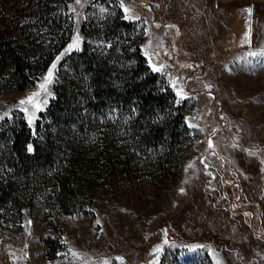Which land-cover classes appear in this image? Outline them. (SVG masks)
<instances>
[{
	"label": "rangeland",
	"instance_id": "rangeland-1",
	"mask_svg": "<svg viewBox=\"0 0 264 264\" xmlns=\"http://www.w3.org/2000/svg\"><path fill=\"white\" fill-rule=\"evenodd\" d=\"M123 7L74 0L73 34L51 64L47 92L40 85L51 67L25 91L0 92V176L16 177L4 164L7 130L25 121L35 134L66 58L87 39L102 52L117 38L137 44L171 87L189 129L183 165L161 182L137 168V176L80 197L71 214L55 204L51 183L30 178L0 205V264H120L118 257L123 264H264V56L250 55L264 51V0H123ZM120 22L131 27L119 30ZM77 35L79 50L69 51ZM35 93L40 110L20 103Z\"/></svg>",
	"mask_w": 264,
	"mask_h": 264
},
{
	"label": "trees",
	"instance_id": "trees-1",
	"mask_svg": "<svg viewBox=\"0 0 264 264\" xmlns=\"http://www.w3.org/2000/svg\"><path fill=\"white\" fill-rule=\"evenodd\" d=\"M73 1L0 0V92L35 85L68 46ZM130 27L120 22L119 30ZM82 30L88 36L86 25ZM113 40L102 52L87 39L82 51L66 58L35 134L25 121L7 130L11 146L4 164L16 177L0 176V205L38 178L53 185L55 204L71 214L80 197L137 176V168L159 182L181 169L189 134L184 108L137 44Z\"/></svg>",
	"mask_w": 264,
	"mask_h": 264
},
{
	"label": "snow or ice",
	"instance_id": "snow-or-ice-1",
	"mask_svg": "<svg viewBox=\"0 0 264 264\" xmlns=\"http://www.w3.org/2000/svg\"><path fill=\"white\" fill-rule=\"evenodd\" d=\"M76 3H80V0H76ZM121 7H123V0H121ZM123 11L124 13L126 14V18L127 19H132L131 16L127 15L130 11L129 8L127 7H123ZM244 11H246L248 13V16L251 17L252 15V9L251 8H247L245 9ZM250 31L251 29L249 28V33L246 34L245 36V40H247L249 43H250ZM80 40L81 38L77 35L76 39L73 41V43L69 46V51H71L72 49H76V50H79V47H80ZM145 55H148L147 52L145 53ZM251 56H257V55H261V56H264V51L260 52V53H257V52H251L250 53ZM151 59V57H149V60ZM56 69V64L54 63L52 66H51V70L48 72L46 78H45V81L44 83H42L40 85V88L42 90H44L45 92H47V86L49 84H51L53 82V79H54V70ZM152 70L155 71V72H161L162 71V68L161 67H157L155 65H152ZM174 89H176L177 85L175 83V81L172 82V85H171ZM40 95V93H35L33 96H30L28 97L26 100H21L20 103L21 104H30L32 105L35 109L37 110H40L41 109V104L39 102H37L36 98ZM176 95L179 96L181 99H184L186 98L184 93H183V90L182 88L177 90L176 91ZM22 111H25L27 112L28 109L25 108V109H22ZM33 116H30L29 117V123L31 124L33 122ZM209 146H211V142H209ZM31 146H29V151H31ZM251 154V153H250ZM183 191V190H181ZM167 242V241H165ZM156 253H159L162 251L161 248H157L156 250ZM73 255H76V253H73ZM119 261H120V264H123V258H120L118 257L117 258ZM104 264H109L108 261H105Z\"/></svg>",
	"mask_w": 264,
	"mask_h": 264
}]
</instances>
